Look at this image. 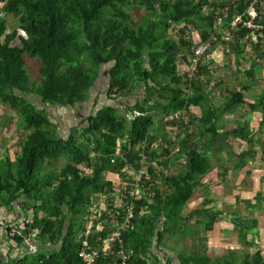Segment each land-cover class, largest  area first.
Instances as JSON below:
<instances>
[{"label":"trees","instance_id":"16d2710c","mask_svg":"<svg viewBox=\"0 0 264 264\" xmlns=\"http://www.w3.org/2000/svg\"><path fill=\"white\" fill-rule=\"evenodd\" d=\"M261 2L0 0L3 13L18 27L8 34L6 21H0V105L18 116L27 133L14 160L8 156L0 160V210L12 211L17 221V210L27 213L21 220L31 219L32 224L24 223V235L30 231L38 234L35 254L19 257L11 247L2 264H83L79 252L101 248L124 222L131 205L133 216L120 232L121 242L106 253L100 252L95 264H166V258L156 254L165 256V249L176 255L178 264H264L260 248L246 250L240 260L230 255L212 259L204 248H167L165 242L179 244L183 240L186 224L195 217H203V221H193L205 225V234L210 237L223 214L210 207L208 199L187 215L183 213L196 190L203 187L201 180L212 170L209 155L190 142L197 134L187 133L185 142L178 145L170 143V128L161 137L156 135V122L164 121L167 127L176 122L189 127L196 123L200 135L215 136L218 99L212 104L207 96L204 78L208 68L201 62L204 53L196 58L195 50L210 43L213 49L217 42L223 43L222 32L228 31L236 37L234 53H244L240 41L256 32L244 27L251 21L248 9L254 4L258 12ZM132 6L146 10L156 20L134 23L126 11ZM238 18L240 23L235 24ZM252 25L261 27V37L251 43L252 50L262 52L264 18L258 16ZM171 26L177 29L178 40L167 37ZM192 32L199 39L194 46L189 38ZM15 40L19 47L11 46ZM181 52L191 53L193 66L180 73L177 58ZM26 57L40 62L35 90L30 87ZM105 67H109L106 99H124V93L132 95L143 86L142 100L126 106L123 114L106 105L88 115L82 128H71L65 138L58 136L44 106L73 109L87 102L99 71ZM30 94L40 100L41 110L26 99ZM242 100L240 93L229 92L221 111L230 112ZM159 130L162 132V127ZM171 158L184 159L186 168L172 176L159 174L162 188H158L156 169L161 173ZM61 159L67 163L60 172L50 171ZM144 161L149 163V180L126 181L124 169L129 166L139 171ZM108 172L118 173L127 182V199L118 200L122 206L113 202L114 182L103 179ZM132 190L139 191V196L130 199ZM97 196L109 205L87 233V212ZM259 199L264 202L262 195ZM227 221L232 222L243 244L254 245V236L247 235L246 229L256 228V219L247 223L232 216ZM98 224L100 230L96 229ZM23 241V236L14 239L17 246Z\"/></svg>","mask_w":264,"mask_h":264},{"label":"rangeland","instance_id":"374dc122","mask_svg":"<svg viewBox=\"0 0 264 264\" xmlns=\"http://www.w3.org/2000/svg\"><path fill=\"white\" fill-rule=\"evenodd\" d=\"M126 11L130 14L132 17V20L134 23H138V25L142 24V21L145 19H152L156 20V17L150 13H148L144 9H139L138 7L132 6L129 8H126ZM208 11V8L205 10ZM205 13V12H203ZM207 13V12H206ZM258 16H261L264 18V0L260 3L258 6ZM4 20L7 23V33H11L12 31H16L17 22L13 20L12 17H9L5 15L2 11V5H0V21ZM191 31V30H190ZM19 35L26 39V36L22 34L20 31H18ZM224 35L221 37V42H217L215 47L212 49L211 43L210 45H206L204 55L202 56L201 62L204 64L208 69V75H206L207 82L205 85L209 89L207 92V96L212 99V88L214 85L219 84L217 87V90L220 91L221 95L219 98L222 100V103L226 100V98L229 96V93L227 94V91L224 90L228 88L229 85H231L229 82H225L224 80L231 79V82H233L232 77L229 75V65H225V63L228 62L229 57L234 53L235 51V44H236V37L235 35H229L228 31L222 32ZM178 31L174 27H170L167 30V37L170 40H178L177 38ZM259 37L258 33L250 34L249 36L245 37L240 41V47H244V50H247L251 43H255L257 38ZM190 39H192V44H196L197 41H199L197 35L195 32L190 33L189 36ZM193 44V46H194ZM12 47H19L20 43L18 40H15L12 44ZM212 51V52H211ZM179 53L177 58V64L178 69L181 73L182 70H187L192 68L193 63L191 62L189 56L191 53ZM222 60L223 65H220V62L218 63L217 60ZM183 60V61H182ZM224 66V67H222ZM39 67L40 62L36 58H29L26 57V69L27 73L30 78V87L32 90H35L37 85L39 84ZM109 67L102 68L99 71L98 76V83L95 85V87L92 89L90 98L87 102L82 103L81 105H78L77 107L73 109L69 108H59V107H46V111L48 113V116L51 120V122L56 127V133L60 137H67L69 134V130L71 128H82L81 124L83 120L91 114H95L97 111L101 110L102 107L106 105H110L114 108H117L120 113H124L126 106H131L137 101H141L143 98V86H140L137 88V91L133 93L132 95H127L124 93V99H119L117 101L111 102L108 99H106V90L109 85V79L106 76V72L108 71ZM227 74V75H226ZM211 89V90H210ZM214 93V92H213ZM32 103L37 109L41 110L43 108L42 103L40 100L34 95L30 94L26 97ZM216 99L218 97L216 96ZM221 102V101H220ZM130 118V116H129ZM186 122V120H185ZM163 124L164 129H163ZM181 122H176L174 126L167 127L164 121H157L156 122V135L157 137H161L162 133L165 130L166 132H170V129L172 132L170 133V143L178 145L179 142L183 141L185 142L186 134L189 133V135L197 134L196 138L191 139L190 142H193L196 144L195 146L201 149L200 143H201V135L199 134L201 132V129L198 127V125L195 123L191 127L186 125H181ZM162 127V132L159 130ZM170 128V129H169ZM75 132V131H74ZM27 133L24 131V127L21 124L18 116L11 110H9L7 107H4L0 105V160L3 159L5 156H8L11 160H14L15 156L17 155L19 151V146L23 142L24 138L26 137ZM189 142V140L187 141ZM175 145V147H176ZM175 147H171L172 150ZM175 150V149H174ZM66 160L61 159L54 165H51L52 167L49 169L52 172H60V170L66 165ZM113 163V162H112ZM186 161L184 159H181L179 161L171 159H167V167L165 170H161V173L159 172L158 168L156 173V181L158 188H162L160 183V177L159 174H163L166 176H172L178 173L180 170L184 171L186 168L185 166ZM212 164V162H211ZM149 163L147 161H144L142 163L143 170H146L148 168ZM140 168V169H141ZM139 169V171H140ZM134 167H127L124 169L125 176H128L129 180L126 181H133L136 178H138V172ZM226 175V173H223ZM160 178V179H159ZM104 180H111L116 185V188L114 190V203L118 206L120 205V202L118 200H121L124 198V188L126 181L124 182V179L122 176H119L117 173H105L103 175ZM126 179V178H125ZM128 185V184H127ZM212 183H210V187L208 189H204L203 187H199L196 190V193L192 200L189 202V206L186 207V209L183 211L184 215H187L188 212L191 210H194L196 208H199L202 205V202L206 199L212 201V205L210 207H213L216 211L221 212L223 216H221V221L215 223L213 231L210 233V237L206 236L205 234V225H198L195 224L193 220H202L203 217L193 218V220H190L185 227V237L182 241L179 242V244H176L172 241L165 242V245H167V248L172 249H188V250H201V248L206 249L207 255L210 258L220 257V256H235L237 259H241L243 253L248 250L249 252H253L254 248H262L261 253L264 257V234L261 226H264V217L259 218L261 221V224L259 227L256 226L252 229L248 228L246 230L247 235L254 236L253 241L254 245L247 246L243 244L241 240H239V236L237 235L236 231H232V228L234 227L232 222H228L227 218H231L230 216V209L233 205L230 206V203L232 202L230 197L232 195L225 196L229 192V189L226 191L214 189L212 188ZM212 191L214 193H212ZM235 191V190H234ZM197 199V200H196ZM95 203H93L92 207L87 212V220L89 222H86L84 227L86 228L87 233L90 232L93 221L96 220V222L99 219L100 214L102 211L107 208L109 205L108 203L104 202L102 197H95L94 198ZM199 200H201L199 202ZM203 200V201H202ZM243 200H247V197L245 196ZM196 202V203H195ZM217 202H221L220 204H217ZM260 199L257 201V204H259ZM241 213L244 212L245 209H252L251 206H249L247 203L240 204ZM255 207V205L253 206ZM193 208V209H192ZM233 209V208H232ZM236 210V209H235ZM239 210V209H238ZM237 211H233V213H237L238 216H240V219L245 222H250L251 220H246L250 212H244V216H241L240 213ZM6 214H9L8 216H11V212L7 210H3ZM27 214V213H26ZM227 217V218H225ZM15 218V217H14ZM233 221V220H232ZM203 223V222H201ZM249 225V224H248ZM97 230L101 229V224H98L96 227ZM5 239V235L3 230H0V242ZM6 240V239H5ZM252 240V239H251ZM1 249L4 250V244H1ZM7 250H4V254H6ZM156 253V251H154ZM165 253V256H162L160 253H156L160 259H165L167 263L166 264H178L177 257L175 254L172 253L171 250H163ZM4 255L3 257H5ZM5 262V258H4ZM3 262V263H4ZM153 264V263H152Z\"/></svg>","mask_w":264,"mask_h":264},{"label":"crops","instance_id":"0c3cea01","mask_svg":"<svg viewBox=\"0 0 264 264\" xmlns=\"http://www.w3.org/2000/svg\"><path fill=\"white\" fill-rule=\"evenodd\" d=\"M261 50L262 52L256 53L250 45L242 54L233 53L224 64L229 65V75L233 76V82L230 78L224 80L231 84L227 89L224 87V90L227 94L240 93L243 103L230 112H222L221 108L226 100L222 103L219 98L221 93L217 90L218 85H214L213 98H208L215 104L214 100L216 96L218 97L219 102L216 100L218 113L214 120L217 133L214 137L210 136L211 134H203L200 137V152L207 153L212 162V170L201 180L203 188L207 190L212 183L214 189L220 191L229 189L225 196L232 195L230 206L233 205V209L228 212L233 216H238L237 213H233L238 209L241 216H244V212H250L246 220L256 219L257 227L262 221L259 218L264 217V202L257 204L260 195L264 198V47ZM217 62L223 65L222 60L218 59ZM245 196L246 201L243 200ZM245 203L252 209H245L241 213L240 204ZM189 205L188 203L187 207ZM17 211L19 221L26 214ZM9 212L12 215V211ZM261 227L264 234V226ZM0 243L5 245L4 250L9 251L11 247L13 248L5 239ZM13 249L16 251L17 248ZM4 250L0 249V264L4 262Z\"/></svg>","mask_w":264,"mask_h":264},{"label":"built area","instance_id":"2783aa9c","mask_svg":"<svg viewBox=\"0 0 264 264\" xmlns=\"http://www.w3.org/2000/svg\"><path fill=\"white\" fill-rule=\"evenodd\" d=\"M248 15L251 19L250 22L244 24V27L255 30L258 32L259 37H261L260 30L261 27H255L252 25L253 21H255L258 17V13L256 11V7L254 4H252L249 9H248ZM236 23H240V19L238 18L235 21ZM206 46L204 45H199V47L195 50V56L200 57L204 51H205ZM142 178H145L146 180H149V176L147 174L146 170H143V168L140 169L138 172V178H136L134 181L136 183L140 182ZM138 186V185H137ZM139 191L137 190H132L128 193V197L135 198L136 196H139ZM127 193L124 192V199H127L126 197ZM125 206V205H124ZM9 214H6L3 210H0V230H3L5 239L9 242V244H12L13 248H17L16 252L18 253L17 255L19 257H22L23 255L26 254H35L37 252V246H36V239H37V232L30 231L27 236L24 235L22 226H24V223L31 225L32 221L31 219H26V220H19L17 221L14 216H8ZM132 205L131 207L128 208L127 211V217L122 222L117 226V228L110 233V235L102 242L101 248L99 247H88V248H83L79 254L78 257L82 260L83 264H95L97 258L99 257V253H106L108 249L112 247L114 244H118L121 242V231L124 230V228L127 226L129 219L132 218ZM115 221V220H114ZM20 237L23 236V243L20 246H17V244L14 242L15 237Z\"/></svg>","mask_w":264,"mask_h":264},{"label":"bare ground","instance_id":"6f19581e","mask_svg":"<svg viewBox=\"0 0 264 264\" xmlns=\"http://www.w3.org/2000/svg\"><path fill=\"white\" fill-rule=\"evenodd\" d=\"M255 29H256V28H255ZM255 29H254V30H255Z\"/></svg>","mask_w":264,"mask_h":264}]
</instances>
